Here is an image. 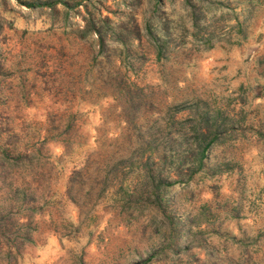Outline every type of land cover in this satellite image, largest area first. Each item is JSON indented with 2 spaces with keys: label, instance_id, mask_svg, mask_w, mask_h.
<instances>
[{
  "label": "rangeland",
  "instance_id": "1",
  "mask_svg": "<svg viewBox=\"0 0 264 264\" xmlns=\"http://www.w3.org/2000/svg\"><path fill=\"white\" fill-rule=\"evenodd\" d=\"M0 264H264V0H0Z\"/></svg>",
  "mask_w": 264,
  "mask_h": 264
},
{
  "label": "trees",
  "instance_id": "2",
  "mask_svg": "<svg viewBox=\"0 0 264 264\" xmlns=\"http://www.w3.org/2000/svg\"><path fill=\"white\" fill-rule=\"evenodd\" d=\"M85 29H87L88 31H90V30L93 31L97 37V41H99V44H102V42H103L102 33H101L100 29L98 28V25H95V23L92 21H87L85 23ZM159 48L160 47H158V49ZM205 142H206L205 144H207L208 142H210V139H207ZM197 151L199 154V159H201V157L203 156V153H204V149H198Z\"/></svg>",
  "mask_w": 264,
  "mask_h": 264
}]
</instances>
